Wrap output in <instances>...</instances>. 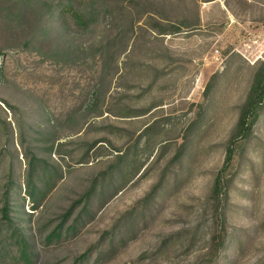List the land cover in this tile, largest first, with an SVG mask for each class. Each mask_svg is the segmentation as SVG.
Returning <instances> with one entry per match:
<instances>
[{
	"label": "rangeland",
	"instance_id": "rangeland-1",
	"mask_svg": "<svg viewBox=\"0 0 264 264\" xmlns=\"http://www.w3.org/2000/svg\"><path fill=\"white\" fill-rule=\"evenodd\" d=\"M263 65L264 0H0V264H264Z\"/></svg>",
	"mask_w": 264,
	"mask_h": 264
},
{
	"label": "trees",
	"instance_id": "trees-1",
	"mask_svg": "<svg viewBox=\"0 0 264 264\" xmlns=\"http://www.w3.org/2000/svg\"><path fill=\"white\" fill-rule=\"evenodd\" d=\"M62 15L70 17L74 23L80 28H86L88 26V19L80 11L68 7L62 6L60 9ZM264 107V65L261 66L255 73L252 84L250 86L247 97L240 108L236 126L232 131L230 138L227 143L226 153H225V162L224 167L218 176L215 178L213 186V195L217 200H222L226 198L228 191L229 180H225L224 173L228 166L231 165L236 144L239 141H249L253 135L254 126L257 123L260 114ZM13 178L10 179L12 181ZM2 207V215L5 218L6 222L11 226L15 227V222L13 218L10 217L8 212L9 206V190L5 192V201ZM52 235H59L58 231L53 232ZM51 235V236H52ZM225 244V237L222 235L219 239L218 246L222 247ZM22 257L27 261L26 264L31 263V259L28 256L26 251H22Z\"/></svg>",
	"mask_w": 264,
	"mask_h": 264
}]
</instances>
